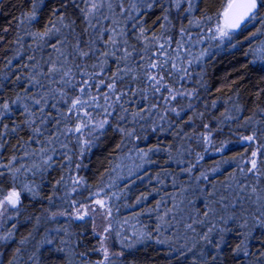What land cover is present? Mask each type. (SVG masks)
<instances>
[{
  "label": "trees",
  "instance_id": "trees-1",
  "mask_svg": "<svg viewBox=\"0 0 264 264\" xmlns=\"http://www.w3.org/2000/svg\"><path fill=\"white\" fill-rule=\"evenodd\" d=\"M227 2L192 0L189 13L186 2L178 10L174 0H111L91 26L80 11L84 0L78 8L39 0L31 23L33 0L0 3V108L11 106L0 111V190L21 194L18 210L6 205L0 216V237H8L0 240V264H264V6L220 38L218 13ZM53 24L59 32L34 35ZM113 28L126 34L133 56L101 63L94 51L110 46L97 36L107 40L104 29ZM77 45L89 56H79ZM145 48L187 69L166 65L173 74L165 78L191 96L165 102L166 91L147 88L136 67ZM118 63L139 78L125 75L112 93L105 85ZM52 64L71 69L77 90L69 96L85 88L91 106L82 121L63 115V103L51 107L60 99L49 91H59L60 72L47 75ZM105 120L93 140L89 129ZM81 122L88 124L82 132L66 131Z\"/></svg>",
  "mask_w": 264,
  "mask_h": 264
},
{
  "label": "snow or ice",
  "instance_id": "snow-or-ice-1",
  "mask_svg": "<svg viewBox=\"0 0 264 264\" xmlns=\"http://www.w3.org/2000/svg\"><path fill=\"white\" fill-rule=\"evenodd\" d=\"M68 2L72 3L74 7H79V5L76 4V0H68ZM86 7L84 9H80V11L84 15V19L88 22V24L92 25L91 18H94L100 11V9L104 8L105 5H107L108 9L112 8L111 0H84ZM187 3L188 7L186 9L187 12L191 13L194 11L192 6V0H174L176 9H180L181 3ZM39 3V0H33V8L32 11L28 14H26L25 19L31 23L34 20H36V10H37V4ZM261 6H264V0H228L226 6L224 7L223 11L218 13L219 20L216 25V33L219 34L220 38H230L234 30L240 28L241 24L245 23V21L256 19L257 17V10ZM122 7V5H121ZM166 18V17H165ZM60 22L63 27H70L68 24H63L64 17H59ZM206 20H211V17H205ZM22 22V21H21ZM113 23H115L113 21ZM193 21L190 20L189 24H192ZM197 26L199 25V21H195ZM53 28H55V32H59L60 29L55 27V24L52 25L51 28H47L44 32H38L34 35L39 38L48 37L53 34ZM104 31L109 33V37L107 40H104L103 33H100L97 36V39L102 41L106 46H110V48H106L104 51H99V49H96L93 54L98 53V57H102L103 60L101 63H106L107 59L109 57L116 59L117 61L123 63L125 61H128L130 57L133 56V52L129 51L127 45V40L122 39L123 36L126 34L123 32H120L119 35L117 34V31L115 28L113 29H104ZM141 34H143V30H141ZM253 35H256L254 33ZM140 37H137L139 39ZM95 40L89 41V48L92 49V46L95 44ZM160 48H163V45H159ZM76 51L78 52V55L81 57H87L89 56V52H85L83 50L79 49V46L77 45ZM261 52H264V49L260 50ZM117 52H121L120 56H117ZM61 55H64V53H61ZM146 61L145 63H141ZM191 62H189L190 64ZM170 62L168 59L160 61L156 55V53H152L151 55H148V49L145 48L143 52L140 53L139 61L136 63V67L143 70V77L145 80V83L147 84V88L152 90L153 94L160 93L162 90L166 91L168 95L166 97H163L165 102L171 100L175 101L178 100V98H187L192 95V93L184 92L181 90H177L173 85H171L165 78V73L167 72V75L169 77L172 76V71L169 70V68H166V65H169ZM77 69L81 68V65L76 66ZM170 69H174L176 73H187L186 68H177L176 63L172 62L170 64ZM60 72L59 76V91L55 88L49 89V91L52 93L53 97L59 96V100H57L55 103L51 104L52 108H56L57 103H63L67 106V113L63 115L67 116H75L78 120L82 121V117L80 116V112L84 111L88 106H91L88 99L84 98L85 88L80 87L78 89L79 95L76 96H69L68 90L71 89L73 92L77 90L76 85L73 83V77H72V71L71 69H67L64 71H61L60 68H57L55 64H52L49 68V71L47 75L50 78L55 79L54 75L55 73ZM81 75L87 77L88 73L81 72ZM101 75L103 73H100ZM131 74V78L133 80H137L139 77L134 72L131 65L124 63L123 67H120V64L118 63L117 72L110 77L111 83L106 84L105 86L109 89L110 92L115 93L116 91V82L118 80L123 81V78L125 75ZM180 80L184 79V75L179 76ZM84 83L88 85V81L85 80ZM90 87V85H88ZM141 94L144 96L145 99H147L146 90H141ZM90 95V94H89ZM123 95V93H122ZM19 99V98H18ZM43 99V97H41ZM117 100L120 99L119 96L116 97ZM108 96L105 94V101L107 102ZM35 104L39 105L41 103L40 99H36ZM92 103H96V98H91ZM15 103V102H14ZM24 111L25 113H28L27 105H24ZM191 107V105H189ZM43 109H41L42 111ZM0 111L2 112H9L11 111V106L5 102L2 105V108H0ZM172 111L176 114V116L180 115V112L177 111L174 107ZM29 115H32L31 113H28ZM89 114L87 111H84V116L87 117ZM135 115V114H134ZM2 115H0V119H2ZM63 118V116H62ZM44 122V121H42ZM31 124H35V120L30 121ZM53 124H59V120H53ZM107 121H101L98 123L94 128L89 129V135L92 137V139L98 138L95 133L99 132L100 134H103V130L105 128ZM88 127V124L84 123H78L74 128H67L66 131L68 133H79L82 132V129ZM118 130H120L118 128ZM36 133L40 134V129L35 128L33 129ZM53 139H57V137H53ZM247 140H252L254 137L249 136L246 137ZM51 142V141H50ZM84 144L91 143L90 140H86L83 142ZM83 151V149H81ZM253 156H256V153L252 154ZM51 159V157H49ZM251 168L250 171L255 170L257 168V162L255 159H252L250 161ZM59 183V182H57ZM73 183H79V181H73ZM29 192H31V189H28ZM255 191V189H253ZM35 195V193H33ZM21 203V194L19 191H16L13 189L12 191H9L7 193H4L2 190H0V216H3V213L7 211L6 205L8 207H11L13 209L19 208V205ZM98 204L103 206V201H97ZM79 219H83V216H79ZM11 233H9V236ZM8 237H0V240H6ZM204 239H208V237H204ZM163 242V241H161ZM23 243V241H22ZM239 250V249H238ZM105 258H107V250L105 249ZM15 259V257H14ZM11 264V262H10Z\"/></svg>",
  "mask_w": 264,
  "mask_h": 264
},
{
  "label": "water",
  "instance_id": "water-1",
  "mask_svg": "<svg viewBox=\"0 0 264 264\" xmlns=\"http://www.w3.org/2000/svg\"><path fill=\"white\" fill-rule=\"evenodd\" d=\"M3 0H0V3L2 2ZM248 21H245V23H243V24H241V26H240V28H238V29H236V30H234V31H238V30H240L246 23H247Z\"/></svg>",
  "mask_w": 264,
  "mask_h": 264
},
{
  "label": "rangeland",
  "instance_id": "rangeland-1",
  "mask_svg": "<svg viewBox=\"0 0 264 264\" xmlns=\"http://www.w3.org/2000/svg\"><path fill=\"white\" fill-rule=\"evenodd\" d=\"M218 34V33H217ZM219 35V34H218Z\"/></svg>",
  "mask_w": 264,
  "mask_h": 264
}]
</instances>
